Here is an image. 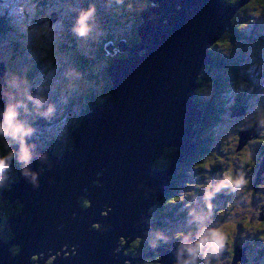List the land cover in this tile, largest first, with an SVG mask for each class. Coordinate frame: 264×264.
<instances>
[{
    "label": "water",
    "instance_id": "water-1",
    "mask_svg": "<svg viewBox=\"0 0 264 264\" xmlns=\"http://www.w3.org/2000/svg\"><path fill=\"white\" fill-rule=\"evenodd\" d=\"M151 1L137 27L140 43L119 41V52L128 55L105 71L112 83L110 97L82 115L70 132L71 149L59 154L36 147L29 168L38 174V186L18 167V180L9 190L1 189L3 202L18 199L22 207L10 218L11 239L0 237V264H46L49 257H54L51 264H131L132 259L114 253L119 237L127 244L160 225L147 221L149 209L169 191V176L196 149V124L202 119L193 104L196 80L213 63L207 50L227 31L239 4ZM114 47L108 45L110 55ZM3 100L0 95V106ZM241 113L240 108L232 112ZM246 131L239 132L242 145L256 136L255 129ZM170 147L176 150L169 166L155 168ZM263 171L264 159L257 176ZM81 197L88 205L80 204ZM170 248L158 250L161 264H176L177 246Z\"/></svg>",
    "mask_w": 264,
    "mask_h": 264
},
{
    "label": "trees",
    "instance_id": "trees-1",
    "mask_svg": "<svg viewBox=\"0 0 264 264\" xmlns=\"http://www.w3.org/2000/svg\"><path fill=\"white\" fill-rule=\"evenodd\" d=\"M58 1V0H57ZM136 1V0H134ZM227 6L232 7L235 5L239 4V9L237 10V13L235 16L231 19L230 21V26L228 27L227 31H225L219 38L215 40V42L209 46L207 52L209 54V57L213 61V63L207 65L203 70L201 71L198 79L196 80L198 86L195 90V97L193 98V104L195 105V108L197 110H200L202 112V119L196 124V129H197V135L195 136V146L196 149L195 151L188 156L185 161L176 168V171L169 176V182L170 186L172 189V194L168 196V194H165L161 199H159L157 202H164L168 201L170 202L169 209H156L155 204L154 209L150 208L149 209V214L150 216L148 217L147 221H154L155 218L159 221H161L163 224L168 225L173 223V216L171 215L172 209L177 208L178 205L184 201L185 197L182 194V191L177 190L178 187H188L189 184V174L186 173L189 169L186 168V163H188L190 160H192L189 164L192 165L196 163L198 168H194L193 171L195 173H200V172H207V170H212L216 169L218 167L217 164L220 165V171H217L215 175H217V179L221 177H225L227 174L231 173L232 177L235 178V176L239 172H243L245 174V177L248 181L247 184L243 185L240 189H224L222 190L219 194H217L214 199L216 201V204H220L221 206L218 207L220 210L216 209L213 210L212 213V218L215 220H218L219 222H225V226H227L226 229H229L228 232H226V243H225V248L230 249V252L228 254V258L226 260L227 264H237L239 263L240 260L236 259V249L241 248L245 249L249 256L253 258L260 257L262 258V255H255L254 252V245L253 243H249L247 233L253 232L255 235V239L257 241H262L264 240V214L261 213L262 210H264V171L260 176L258 175V171L261 165L262 160L264 159V141L261 140L260 138L262 137H251L245 144L242 145L240 143V135L239 131L234 137V144L232 149H230L229 144L224 141L223 139H220V141L216 142L215 145H217L218 149L220 150H226L227 152L225 153L226 157H223L221 155H218L216 151H213L209 149L214 143H212L213 139V132L216 131V126L217 124L220 123L221 118H228L231 117V112L235 107H243L245 108V112H247L249 109H254L255 107H261L264 106V103L260 105V100L259 98L250 94H240V92L233 93L232 96L231 94L228 93L226 97L220 98L221 93L224 91L226 92V89L229 90L231 89V82L234 80H237L241 84H244L243 81L245 77L243 75L239 76L238 73V67L240 65V61L237 63H233L229 58L228 53L224 51L222 48H218V50H215V47L219 45H224L225 42H227V37L229 39H240V38H245L248 36L249 38L255 39L254 41L257 43H260L264 47V27L260 28H253L250 32H244L245 28L243 27L239 30V20H238V15L240 13L243 14L245 11H252L255 14L256 10H259L263 15L264 14V0H222ZM50 1H46L44 4L45 6L47 5L50 7L49 9L52 11L54 10V7L57 8L59 6V3L55 2L54 3H49ZM90 3H94L98 7L105 8L107 5L108 7V12H110L114 18H116L119 22V24H124L125 26L129 23V26L126 27V30L123 34H120L116 37H108L105 42L103 41L102 44L98 46V50L96 49L93 53L91 54L90 51L84 50L79 47L77 40L75 39V35L71 34L70 29H65L57 28V19H58V13L57 12H49L47 13L46 21L48 22V26H56L58 30H54L53 33L49 39H56L60 40L61 35L65 34V39L62 40V42L58 43L57 45L59 46V50L61 51L63 48L71 50L74 66L76 68H79L80 70L83 71H88L89 74L84 75L87 79L90 81H96L99 82L101 81L100 85V92L95 91L93 88L88 89L87 93L84 95L77 94L79 96V101H78V110L79 112L74 116V120L69 124L67 131L62 134V140H56L52 139V141H46V143L49 144H38V143H32L35 144L37 148L39 149H44L49 147L48 149H53L55 153H64L68 149H71V145L73 144V139L70 135V132L72 129L76 128L79 124V119L82 117V115L88 110L91 109L95 104L97 103H103L105 102L109 97H110V90L112 87V83L110 80L107 78L105 75V71L109 68V65L112 61L115 59H123L128 55V52L123 51V52H117V48L114 47L113 55H106V49L104 48L103 45H105L106 42H119L121 40L125 41L127 46H134L140 43L141 38L139 36V32L137 30V27L143 22L142 21V9L147 6H153V2L151 0H137L136 2H133V0H85V3L83 2L81 4V7L77 8L78 10H72L73 12L70 13V15H75L81 8H86ZM128 7H130L128 10ZM61 8V7H60ZM63 12H66L65 10L61 9ZM67 10V9H66ZM62 13V12H61ZM53 14V16L50 18V15ZM130 15V17H129ZM110 16V15H109ZM259 16V14L257 15ZM54 17V19H53ZM111 17V16H110ZM126 17V19H125ZM98 18V19H97ZM97 19L95 21V24L98 23L101 26L103 23L101 22L103 20V17L98 15L96 16ZM106 19V18H105ZM264 19V18H263ZM131 21V22H128ZM74 22V21H73ZM115 22V20H114ZM36 24V21H34ZM11 24V23H10ZM10 24L8 25V21L4 15L0 16V34L6 33L8 31V27H10ZM72 24V23H71ZM123 25V26H124ZM27 28V38L28 44L31 46V51L29 58L33 59V57H40L43 52V49L41 48H36L33 44L35 43V36L41 34L36 26V29L31 27L30 24L25 25ZM72 27V26H71ZM7 28V31H6ZM111 29V28H108ZM50 30V29H48ZM263 31V33L260 35V37H256V34L258 32ZM108 31V30H107ZM45 34V33H44ZM21 35V34H20ZM22 36V35H21ZM20 36V37H21ZM93 39V36L91 35L88 38H84V40L91 41ZM118 38V39H117ZM46 39V41L50 42V40ZM117 39V40H116ZM108 42V43H109ZM23 43V42H22ZM16 46V43L14 44V47ZM68 47V48H67ZM84 47V46H83ZM35 48L39 51L35 53ZM17 51L23 52L25 50V47L21 42L16 46ZM86 53H85V52ZM230 52H233V49L229 50ZM29 53V51H27ZM69 52V51H68ZM145 50H141L140 54H143ZM75 60V61H74ZM99 61V62H97ZM68 60L66 61V63ZM245 62V61H244ZM243 62V64H244ZM100 64V68H96V64ZM215 68V69H214ZM91 69V70H89ZM217 69V70H216ZM216 72H215V71ZM205 73H211V75H205L206 78H204V72ZM241 72V71H240ZM252 75V74H251ZM244 76H247L244 74ZM206 80H204V79ZM6 79V78H5ZM4 79V81H5ZM248 80H258L260 81L259 77L257 75L253 76H248ZM246 82V81H245ZM246 84V83H245ZM233 86H238V84H232ZM213 87L212 94L213 96L210 98H207L206 96L203 97V91H209L208 89ZM208 87V88H207ZM75 88V87H74ZM76 90V88H75ZM76 92V91H75ZM79 93V91H78ZM206 95V93H205ZM264 95V94H263ZM228 99H231V103L235 104H227L225 105V102L229 101ZM260 105V106H259ZM251 123L245 125L247 130L249 128L251 129L252 127L250 126ZM256 129V128H255ZM260 136H262V133H259ZM227 143V144H226ZM262 144L261 148L257 145L256 149L253 153L249 152L248 154H244L247 151V146L249 144ZM176 148L175 147H170V148H165L163 150V157H161V161L155 162L154 167L155 168H167L172 160L173 154L175 152ZM203 153H205L203 155ZM208 153H210L209 156L210 160L212 159L213 165L211 162H208L206 164H203V159L208 156ZM222 154V153H221ZM253 154V155H252ZM203 155V156H202ZM208 158V157H207ZM14 162V161H13ZM212 165V166H211ZM20 167L21 165H15L13 167V170L10 172V179H8L5 184L4 188L7 189L10 187V184L18 180L17 176V171L16 169ZM219 168V167H218ZM213 170V171H214ZM210 181V180H208ZM205 184H209L210 182H207V180L204 181ZM203 183L196 182L193 183L195 189L198 188L199 191L203 192V189L205 187L203 186ZM202 185V186H201ZM240 197V203H235L234 201ZM263 197V198H262ZM230 199H234L233 203L231 202ZM254 199L257 200V203L254 204ZM80 204L81 205H88V201L85 198H79ZM249 205L250 208L249 210L246 209L247 206ZM243 205V206H241ZM199 206V205H197ZM21 203L19 202L18 199H15L13 202L8 204V207L5 202L2 201L1 199V193H0V212H1V222L0 225V237L4 239H9L11 238V232L9 229V226L7 227H2L3 225H8L10 218L15 216L21 211ZM202 208H205L203 206ZM240 208V209H239ZM193 209V206H192ZM205 213V211H203ZM197 213V212H196ZM185 213H181L180 216L184 215ZM155 217V218H154ZM234 218V222L228 221L229 219L232 220L231 218ZM182 220V219H181ZM180 220V221H181ZM3 228V229H2ZM194 229L191 230L187 234H195L197 231V226L193 227ZM136 239V238H135ZM131 241L127 252H129L132 256H138L141 254V251L144 248H147L148 246H151L150 244V236L149 238L146 236V238L142 237H137L136 240ZM148 239V240H147ZM146 241H148L149 245H146ZM169 245L168 243H163L160 242L158 244V248L162 249L167 247ZM18 249L17 246L11 248L13 252H15ZM145 251V249H144ZM158 253V252H157ZM161 256L155 255L150 259H144L142 261H139L141 264H161L160 262ZM201 261H204V258L200 259ZM47 264V263H46ZM218 264V263H214Z\"/></svg>",
    "mask_w": 264,
    "mask_h": 264
},
{
    "label": "rangeland",
    "instance_id": "rangeland-1",
    "mask_svg": "<svg viewBox=\"0 0 264 264\" xmlns=\"http://www.w3.org/2000/svg\"><path fill=\"white\" fill-rule=\"evenodd\" d=\"M49 1L54 4L55 2H57L59 3V6H57V8L54 7V10L51 11L49 9L50 7H48L47 5L46 6L44 5L46 4L45 0H27L28 5H29V14L27 15L26 18L14 21V20H11L7 16V14H4V16L6 17L8 21V25L10 23L11 24H10V27H8V31L6 28V31H7L6 33L0 34V62L3 63L4 65V79L5 78L7 79L8 76L11 74H17L20 77L26 78L29 82V86L34 91L36 89H39L41 93L45 95L47 99L51 103H53L56 107V111L54 115H52L50 118H47V119L35 115L34 112L28 116H25L24 114L21 115V119H25L31 122L34 128V133L29 138V143H38V144L40 143L49 144V143H46V141L48 140L52 141V139L62 140V134H64L67 131L69 124L74 120V116L79 112L78 110L79 96L77 94L84 95L87 93L88 89L90 88H93L97 92H100L101 90L100 89L101 81L99 82L90 81L84 76V75L89 74L87 70L83 71L74 66V62L72 58L73 53L71 52V50H68L65 48H63L61 51L59 50V46L57 44L62 42L61 39L66 40L65 34L61 35L60 40L49 39V37L53 33H55L53 31L60 29V27L71 30V26L75 19V15L74 16L70 15V13L73 12L72 10H78L77 8L81 7V4L83 2L85 3V0H58V1L49 0ZM136 1L133 0V2H136ZM18 2L19 0H0V6H7L9 4L14 5ZM95 6L97 9L96 16L98 17V15H100V17L101 16L103 17V20L101 21L103 24L101 26H99L100 24L98 23L95 24L94 31L92 33L93 39L91 38L92 39L91 41L75 37L79 47L84 50L90 51L92 55L96 49L98 50V46L102 44L103 41L105 42V40L108 37H116L120 34H123L126 30V27L129 26V23L125 26L124 24H121V23L119 24V22H116L118 20L114 18V16L110 12H108L107 5L105 6V8L98 7L97 5ZM129 8L130 7H128V10H130ZM61 9L65 10L66 12H63ZM49 12L51 13L57 12L59 14L58 15L59 17L56 23L57 24L56 26L58 29L54 25L48 26V22L45 19L48 16L47 13ZM258 14L259 16H257ZM261 14L262 13L259 10H256L255 14L252 11H246V12L244 11L243 14L240 13V15H238L239 16L238 17L239 30L243 31L244 29H241V28L245 26L247 28H245L244 32H247L248 34V32H250L253 28L255 29V28L264 27V19H263L264 14L263 15ZM52 16L53 14L50 15V18ZM97 19H95V21ZM34 21H36V24L34 23ZM128 22H131V21H128ZM27 24H30V26L35 29H36V26H38L39 28H37L36 30H38L41 33L35 36V38L33 39L35 40V43L33 45L36 48L39 47L43 49L44 53H42L40 57H33V59L29 58V55H30V52H32L31 51L32 49H31V46L28 44V40H29V38H27L28 31H27V28L25 27V25ZM108 28H111V29H108ZM262 33L263 31L261 30V32H258V34H256L255 38L257 39V37H260ZM71 34H73L72 31L70 32V35ZM47 37L50 40V42L46 41ZM254 40L255 39L249 38L248 36H246L245 38H240V39H237V38L229 39L227 37V42H225L224 45H219L215 47V50H218V48L224 49V51L228 53L230 57L229 59L233 63H237L238 61H240V65L237 68L238 69L237 71L239 73V76L243 75V77H245L244 80L246 81V82L243 81L244 84H241L237 80H234V82L232 81L231 82L232 84H238V86H233L231 84L232 88L231 89L229 88V90L226 89V92L223 91L220 95V98H223V97L227 98L226 95L228 93L233 94V93L240 92V94L247 93V94L258 97L259 98L258 100L261 101L260 105L264 103V95H263L264 94V47L260 43L255 42ZM20 42L25 47V50L23 52H19L16 49V46ZM108 42H106L105 45H103L104 48L106 49V55H104L105 57H107V55H110L107 51L108 45L116 46V48L119 45V42L114 43L113 41H111L109 42V44ZM15 43H16V46L14 47ZM36 48H35V53L39 52ZM230 49H233L234 51L230 52L229 51ZM27 51H29V53ZM117 52H119L118 48H117ZM67 60L68 62L66 63ZM100 67H101L100 64L97 63L96 68H100ZM209 74L211 75V73ZM209 74L204 72L203 77L206 78L205 75H209ZM244 74H246L247 76H244ZM253 75H257L260 81L259 82L258 80L249 81L248 76H253ZM74 87L76 88V90ZM208 90L209 91H205L204 89H202L203 97L206 96L207 98H210L213 96L211 92L213 91V87L210 86ZM227 102L228 103L225 102L226 106L227 104H229V102H231V99ZM262 115H264V106H261L259 108L255 107L254 109H249L246 112V114L240 115L238 117L232 116L228 118L227 117L221 118L220 123L217 124L215 128L216 131L213 132V139L211 142L214 144L209 149L216 151L218 155L226 157L225 153L227 151L218 149L215 143L220 141V139H223L224 137V141L226 142V140H228L227 143L229 144L230 149H232L233 144L235 143L233 140L234 137H236L238 131L239 132L246 131L248 128H246L245 125L249 123H251L250 126L252 127V129L256 128L255 129L256 136L258 134V137H262L260 139L264 141V125L260 123V118ZM260 132L262 133V136L259 135ZM251 137H253V135H251L250 138ZM241 138L242 136L239 139ZM250 138H248L247 141ZM6 142L7 141H5L3 138H0V151H4L3 144ZM245 143L243 145H246ZM257 145L261 148L262 144L261 143L260 145L256 143L249 144L246 148L248 152H245L244 154H248L249 152L253 153ZM13 147H15V145H13ZM48 148L49 147L45 149H48ZM204 154L205 153H203V155ZM209 154L210 153H208V156H204L206 158L203 159V163L201 165L206 164L208 162H211V164L213 165L212 159L211 160L209 159L210 158L209 156H211ZM157 161H161V159L158 158L155 162ZM15 165H19V164L16 163V161L14 160V162H12V165L6 174L7 178L10 176V172L13 170V167ZM217 165L219 168L217 167L214 171L209 169L207 170L206 173L205 172L195 173L193 169L195 167L198 168L197 167L198 165L196 163L190 166L189 165L186 166L189 169L188 171H186V173L189 174L188 183H191V184H189L187 188H181L182 194L184 196H188V197L190 196L192 198V201L196 200L195 196L197 195V193H199V189L198 188L195 189L193 183H196V182L203 183L205 180H207V182L212 183L213 180L217 179L218 177L217 175H215V173H217V171H220V165L219 164ZM95 182L97 183V181ZM209 184L207 183L205 184L204 182L203 186L202 185L201 186L206 188ZM2 188L4 187H0V189ZM205 188L203 189V192ZM7 189L9 190L10 187H8ZM200 199L204 203H206L202 199V196ZM230 200L232 201V199ZM257 201L258 199L257 200L254 199L253 201L254 204H256ZM240 202H241L240 197H238V199L234 201V204L240 203ZM5 203L7 207H8V204H10L8 199L5 200ZM211 203H212V209H211V215H212L213 210H216V209L220 210V208L213 209V204L216 203L215 199H213ZM246 206H247L246 209L248 210L252 208L249 205H246ZM197 207L198 206L193 207V211H195V213L197 212L196 214H200L202 211L199 208L196 209ZM185 209H187V207H185ZM261 213L264 214V210H262ZM102 214L104 215L106 213L102 212ZM206 214H208V212ZM234 218L235 217H232L231 218L232 220L229 219L228 221L234 222ZM189 220H191L190 222H192V217L190 215H189ZM212 221L215 226H220L224 228L225 236H226V232H228L229 229H226L227 226L224 225L225 222H222V221L219 222L218 220H215L213 218H212ZM2 223H0V225ZM7 226H9V224L3 225L2 227H7ZM10 239L11 238L4 239V240L9 241ZM124 244L125 242H123L120 245V247L117 248V246H119L118 244L114 249V253L128 257V254L125 253V251L123 250L125 247ZM13 247L15 246L12 245L11 248ZM165 249L167 248L165 247ZM170 249L173 250L172 247ZM153 250H155V252H158V250H161V249L158 247L153 248L152 246H150L147 252L149 251L152 252ZM122 251L124 252L123 254H122ZM17 252H18V249L15 251V253ZM64 256H67V255H64ZM31 258L33 261L37 259V257L33 255L31 256ZM52 258L54 257H49L46 263L51 264ZM123 264H130V262L124 261Z\"/></svg>",
    "mask_w": 264,
    "mask_h": 264
},
{
    "label": "clouds",
    "instance_id": "clouds-1",
    "mask_svg": "<svg viewBox=\"0 0 264 264\" xmlns=\"http://www.w3.org/2000/svg\"><path fill=\"white\" fill-rule=\"evenodd\" d=\"M96 11L95 4L90 3L88 7L77 12L71 27L76 37L84 39L92 35ZM4 14L14 21L26 18L29 14L27 0H19L14 5L0 6V16ZM0 95L4 97L0 106V138L7 141L3 144L4 151H0V187L5 184L6 174L14 160L21 165V172L25 178L29 179L33 186H38V174L29 168L36 148L35 144L29 143L34 128L31 122L21 119V115L28 116L34 112L35 115L47 119L54 115L56 107L39 89L34 91L28 80L17 74H11L5 79L4 86L0 87ZM260 123L264 125V115L261 116ZM247 183L245 174L241 171L235 178L229 173L225 177L214 179L205 188L202 199L206 202L208 214L189 212L192 222L197 224V231L194 235L181 234L178 237L176 264H199L201 258H204V264H211L213 259L223 253L226 243L225 231L224 228L215 226L212 221L211 201L222 190L240 189ZM168 239L166 234L157 231L152 234L150 244L155 248L159 242L167 243Z\"/></svg>",
    "mask_w": 264,
    "mask_h": 264
},
{
    "label": "flooded vegetation",
    "instance_id": "flooded-vegetation-1",
    "mask_svg": "<svg viewBox=\"0 0 264 264\" xmlns=\"http://www.w3.org/2000/svg\"><path fill=\"white\" fill-rule=\"evenodd\" d=\"M192 160H190L188 163H186V165H189L190 162ZM187 168V167H186ZM188 169V168H187ZM10 179V176L7 178V180ZM172 186L169 187V191L166 193L168 194V196L170 194H172V189H171ZM184 188V187H182ZM177 190H181V187H178ZM202 196V193L199 192L197 193V195L195 196L196 197V200L192 201V198L189 196H184L185 199L184 201H182L178 207L175 209L173 207H170L172 209L171 211V215L174 217L173 218V223L172 225L171 224H168V225H165V224H161V226H157L156 228H154L153 230L151 231H146L145 234L146 236L149 238L150 236V239L152 238V234L159 231V232H163L164 234H166L169 239L167 241V243L169 245H167L166 248L168 247H174V246H177L178 245V237L181 235V234H187L189 233L191 230H193L195 226H197L196 223L194 222H190L191 220H189V211H193L192 209V206L195 207L197 205H199L196 209H200L202 212L200 214H206L208 212V209H207V205L206 203H204L200 198ZM165 197V196H164ZM170 202L168 203V201H164V202H157V205L155 206L156 209L155 210H159V209H165V210H168L169 209V205ZM203 206H205V208H202ZM185 207H187V209H185ZM154 209V208H152ZM205 211V213L203 212ZM195 212V211H194ZM180 213H185L184 215L180 216ZM213 213V212H212ZM155 218V217H154ZM182 219V220H181ZM181 220V221H180ZM154 221H159L158 218ZM247 237H248V240H249V243H253L254 245V252H255V255L257 253V255H262L263 257L260 258V257H257V258H251L249 256V254L247 253V251L245 249H241V248H237L238 251H240L242 253V259H240L239 263L237 264H264V240L262 241H257L255 239V235L253 234V232L251 233H247ZM136 241L138 240L137 238L135 239ZM148 240V239H147ZM125 242V247H124V251L125 253L128 254V258L132 259V263L131 264H141L139 261H142L144 259H150L152 258L153 256L155 255H158L157 252H155V250L149 254H148V248L150 246H148L147 248H144V249L141 251V254L138 255L137 257L136 256H132L129 252H127V249L130 245L131 242L127 243L126 244V240L121 237L117 240L116 242V246L119 244V246H117V248L120 247V245ZM160 243V242H159ZM165 243V242H163ZM149 245L148 241H146V245ZM230 252V249H224L223 253L217 257L216 259H213L211 261V264H214V263H218V264H227L226 260L228 258V254ZM124 252L122 251V254ZM199 264H204V261L200 260L199 261Z\"/></svg>",
    "mask_w": 264,
    "mask_h": 264
},
{
    "label": "bare ground",
    "instance_id": "bare-ground-1",
    "mask_svg": "<svg viewBox=\"0 0 264 264\" xmlns=\"http://www.w3.org/2000/svg\"><path fill=\"white\" fill-rule=\"evenodd\" d=\"M101 173L100 172H98L97 173V178L99 177L98 175H100ZM95 181H97V180H95ZM98 182V181H97ZM61 250L63 251L64 250V247L63 248H61ZM70 250H73V248L72 247H70ZM73 252V251H72ZM71 252V253H72ZM62 255H68L67 253H64V254H62ZM52 256H54V255H52Z\"/></svg>",
    "mask_w": 264,
    "mask_h": 264
}]
</instances>
